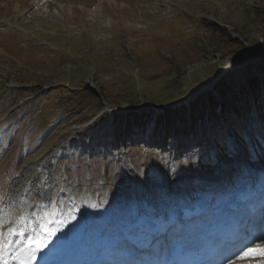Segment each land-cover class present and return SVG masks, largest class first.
I'll return each instance as SVG.
<instances>
[{"label":"rangeland","instance_id":"obj_1","mask_svg":"<svg viewBox=\"0 0 264 264\" xmlns=\"http://www.w3.org/2000/svg\"><path fill=\"white\" fill-rule=\"evenodd\" d=\"M55 2L51 8L43 3L40 12L33 0H0V189L7 184L11 193L17 188L11 180L23 178L22 171L36 170L38 162L39 173L46 172L51 161L61 179L45 187L52 196L61 182L68 184L64 191L76 187L88 209L94 197L84 191L103 197L101 204L150 189L159 195L183 181L187 187L189 173L215 181L225 166L223 176L233 183V170L254 159L250 131L264 149V95L255 104L248 90L257 78L264 84V0ZM233 79L234 87L244 82L247 90L234 107ZM18 84L25 86L13 89ZM201 95L202 110L212 116H203L206 128L156 129L158 118L169 116L163 125H173ZM218 98H226L228 119L213 115L223 110L213 102ZM241 114L252 120L247 127L235 126ZM182 128L185 141L164 136ZM134 136L148 138L149 145L134 146ZM105 138L107 144L97 143ZM26 205L1 224L9 229L20 218L17 227Z\"/></svg>","mask_w":264,"mask_h":264},{"label":"snow or ice","instance_id":"obj_2","mask_svg":"<svg viewBox=\"0 0 264 264\" xmlns=\"http://www.w3.org/2000/svg\"><path fill=\"white\" fill-rule=\"evenodd\" d=\"M15 234L22 239L10 240L8 236ZM55 234V231L50 227L47 216H42L37 221V226L29 234L26 230L8 229V234L0 233V264H29L35 259L36 252L39 251L46 243L47 238ZM264 241V236L256 238ZM250 244L255 245L256 241H250ZM15 245V247H13ZM245 249H248L247 251ZM256 251L264 256V246L256 245ZM249 245H245L240 252L236 253L239 260L243 261L250 258ZM47 255V254H46ZM43 259V257H42Z\"/></svg>","mask_w":264,"mask_h":264},{"label":"bare ground","instance_id":"obj_3","mask_svg":"<svg viewBox=\"0 0 264 264\" xmlns=\"http://www.w3.org/2000/svg\"><path fill=\"white\" fill-rule=\"evenodd\" d=\"M40 2L41 1H43V0H39ZM49 1H52V0H46V1H44L43 3H46L47 4V6L49 7V6H51V3H49L48 4V2ZM57 2V1H56ZM43 3L42 4H40V7H42V5H43ZM43 6H45V5H43ZM64 7H66V4L64 5V4H61L60 3V8H64ZM57 12H58V10H56ZM211 78H213V76L211 77ZM210 80H212V79H210ZM262 80H260L259 79V82H261ZM208 83V82H207ZM243 85V83L241 82L240 84H239V86L237 87V95H238V97H239V101L238 102H240V100H241V96L244 94V93H246L245 91H247L246 90V87L245 86H242ZM264 85V84H263ZM208 86V85H207ZM260 86H262V85H260ZM243 87H245V89L243 90ZM249 87V92L252 94V97H253V102L256 104V101H255V97L253 96V93L251 92V86H248ZM237 102V103H238ZM235 105H233V107H234ZM177 111H180V110H177ZM183 111H181V113H182ZM202 114V113H201ZM216 116V115H215ZM179 117H181V116H179ZM199 118V117H198ZM221 118H223L222 116H221ZM223 119H226V118H223ZM179 124V122H176L175 124H173L171 127H173L174 125H178ZM200 124V123H199ZM189 125H191V126H193L194 127V125H193V121L190 119L189 120V122L187 123V126H189ZM175 127V126H174ZM200 127H204V128H206L207 126H206V124H201V126ZM176 129V128H175ZM53 155V154H52ZM51 155V156H52ZM49 157H50V155H49ZM221 161V160H220ZM51 162V161H50ZM49 162V167H48V170L46 169V172H42L43 171V169L41 170V172L42 173H38L36 170H30V169H27V170H25V171H22V173L21 174H23V175H21V176H23V178H21V179H19V177L17 178H14L13 180H11L12 181V184H13V186H15V187H17V188H14L13 187V189L11 188V193H6V191L8 190L7 188L6 189H4V193H5V198L2 200V202H4V203H6V204H8V205H12V206H16V207H18V206H20V205H24V204H26V202H24L25 201V199L27 198L26 197V195H30V196H32V191H33V189H37V186L39 185V181H40V183H42L43 185H45L46 186V184H48L49 183V179L47 180V178H51V176H52V170H51V167H52V165H51V163ZM33 168V167H32ZM26 169V168H25ZM228 170V167H223V171L225 172V171H227ZM36 176V179L35 180H33V186L31 187V188H27V187H29V186H27L26 187V184L25 183H28L27 181L31 178V177H35ZM203 179H202V182L203 181H206V183H207V185H208V183H210L209 181H211V179L212 178H210V177H202ZM215 180H216V177H215ZM30 181V180H29ZM31 183V182H30ZM11 184V185H12ZM32 184V183H31ZM35 184H37V186H35ZM213 186H214V184H213ZM21 188L22 189V191H19L18 190V188ZM38 189H40L39 188V186H38ZM44 194H46V193H44ZM35 195L37 196V198H41L42 197V193L41 192H38V191H36L35 192ZM65 195V194H64ZM82 197V196H81ZM87 198V197H86ZM24 199V200H23ZM78 201V200H77ZM77 201H75V202H77ZM80 201H81V198H80ZM87 201V200H86ZM1 201H0V206L1 205H3V203H2ZM102 202H100L98 205L99 206H103V205H105V204H101ZM77 204L79 205H83L84 207H85V205H84V202L83 201H81L80 203L79 202H77ZM29 206V203H27V205L24 207L25 209H26V207H28ZM22 207V206H21ZM20 207V208H21ZM115 207V204H107V208H114ZM23 209V208H22ZM19 210V209H18ZM14 211V210H13ZM21 211V210H20ZM54 211H56V210H54ZM21 213V212H20ZM20 213H15V215H14V217H16L17 215H19ZM22 214H24V213H22ZM6 215V214H5ZM3 216V217H1L0 218V227H3L2 228V233H6V232H8V229H6V224H4V225H2L1 223L3 222V221H6V219L7 218H9V215L11 216L12 214H9L8 216ZM20 216V215H19ZM48 217H50V216H48L47 215V218ZM18 219H20V218H18ZM18 219H14V222L12 223V227L11 228H9V229H15L16 228V224H17V222H19L18 221ZM48 221H49V219H48ZM21 228V230H24V228H23V226H21L20 227ZM53 229V228H52ZM59 229H60V227H59ZM54 231H55V229H53ZM27 231H32V229H30V230H27ZM1 232V231H0ZM98 233H100V232H98ZM56 235H57V233L55 232V234L53 235V236H51L50 237V240L51 241H53V240H55V238H56ZM8 239H10V240H14V239H16L15 237L13 238V236H8Z\"/></svg>","mask_w":264,"mask_h":264},{"label":"trees","instance_id":"obj_4","mask_svg":"<svg viewBox=\"0 0 264 264\" xmlns=\"http://www.w3.org/2000/svg\"><path fill=\"white\" fill-rule=\"evenodd\" d=\"M241 46H243L244 48H246L245 47V45H243L242 43H241ZM247 49V48H246ZM246 49H244L245 51H246ZM216 71V70H215ZM217 89L218 90H222L223 88L220 86V85H218V87H217ZM245 89V87H243V90ZM221 93H223L224 94V91H220ZM251 92L253 93V96L255 97V101H256V104H257V102H258V100H259V97L261 96V95H264V85H262V86H260L259 85V78H258V80L256 81V83H255V85L254 86H251ZM211 94H214V92L212 91V92H210ZM199 100H201V104L203 103V100H202V95L197 99V102H195L194 103V105H195V107H194V105L192 106V109L190 110V111H187V110H184L182 113H181V117H179V116H176L173 120H175V121H173V122H171V123H173V124H175L176 122H179V124H183L186 128H188V126H187V123L189 122V120L191 119L192 121H193V125L195 126V128H198L199 126H201V124H199L198 122L200 121V120H203V116H202V109H203V107L204 106H206V105H201L200 103H199ZM218 100V99H217ZM224 101H226V98H219V100L218 101H216V102H221V104H223L222 102H224ZM239 101V97H238V95H237V90L235 89L234 90V93H233V96H232V98L230 99V104H232V106L233 105H235V103H237ZM235 102V103H234ZM175 112H178V111H175ZM216 116H218V115H220V116H222L223 118H226V111L225 110H222L220 113H216L215 114ZM143 117H145V115L143 114L142 115ZM162 117V116H161ZM171 117V116H170ZM199 117V118H198ZM165 118H167V120L169 119V116H167V117H164L163 119H159V122H161V121H163ZM170 126H172V124H169ZM177 129V128H176ZM175 129V130H176Z\"/></svg>","mask_w":264,"mask_h":264}]
</instances>
